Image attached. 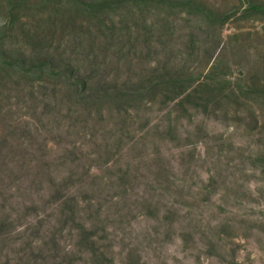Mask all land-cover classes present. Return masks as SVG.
<instances>
[{
	"label": "rangeland",
	"instance_id": "obj_1",
	"mask_svg": "<svg viewBox=\"0 0 264 264\" xmlns=\"http://www.w3.org/2000/svg\"><path fill=\"white\" fill-rule=\"evenodd\" d=\"M128 1L0 0V264H264V174L258 161L264 152V105L253 93L264 86V0H198L205 11L224 15L218 20L222 26H203L202 35H189L223 51L224 66L219 64L211 82L215 87L224 84V92L217 87L219 107L207 103L203 111L189 103V94L204 77L199 73L203 62L191 61L189 77L172 100L157 96L154 101L160 103L148 110L141 103L127 107L128 98L106 94L116 103L113 118L87 117L101 105V93L95 98L92 88H86L64 94L68 80L129 86L137 80L135 69L157 63L153 49L140 42L143 25L134 27L143 0ZM131 39L136 42L130 44ZM183 44L174 43L175 57L184 54ZM44 64L48 71L41 69ZM231 92L240 100L229 101ZM89 95L94 101L84 104ZM32 158L68 178L60 193L30 190ZM163 171L169 191L161 193L164 184L144 190L150 213L163 203L170 211L201 218L214 206L225 211L224 222L245 227L259 222L260 227L250 235L241 228L232 258L216 261L191 243L183 244L175 237L177 231L167 237L156 229L155 214L126 223L128 237L121 235L122 228H111L114 250L96 243L93 237L107 233L98 228L105 225V216L97 217L100 224L97 218L90 222V211L78 203L88 191L81 188L82 175L90 181L87 187L98 188L110 179L155 180ZM224 178L226 183L220 184ZM68 202L74 204L73 218ZM76 224H87L82 226L86 229ZM137 234L140 243L133 239ZM85 236L95 243V254L82 243ZM134 248L135 262L128 252ZM120 250L123 258L118 257ZM96 255L104 257L98 262Z\"/></svg>",
	"mask_w": 264,
	"mask_h": 264
},
{
	"label": "trees",
	"instance_id": "obj_2",
	"mask_svg": "<svg viewBox=\"0 0 264 264\" xmlns=\"http://www.w3.org/2000/svg\"><path fill=\"white\" fill-rule=\"evenodd\" d=\"M116 5L120 4L116 3ZM142 6V12H139L138 15L140 19L138 21H134V27L137 22H141L143 25L138 29L140 42L142 44L144 43L146 48L153 49L152 51L155 52L157 56V63L155 67L150 66L149 69H135L134 72L136 73L137 80L133 81V83L129 86L118 84L117 81L101 85L93 82V79L89 82H83V84H75L71 82V80H68L65 83L66 91L63 93L76 94L80 92L81 89L85 91L86 88H92L91 90L94 91L92 95L95 98L98 94L96 92L101 93V105H99V107L94 106V109L90 110V114L87 115V117L96 118L99 114H103V116L111 120L114 116L113 107L116 103H112L108 99L110 97L106 94L116 93L122 98V101L128 98V100H126L129 102L126 103L127 107L136 106L139 108V104L141 103L145 108L148 107V110L153 109L157 106L156 104L160 103V101H154L155 97L158 96L162 100H172L175 94H177L179 90L183 89L181 85L183 86L182 83L189 77L190 70L187 68L188 64H190L191 61H197V63L203 62L202 65L200 63L201 69H199V73L204 77L201 82L196 83L198 85L189 94L188 101L189 103L195 102L198 106L202 107L203 111L207 110V103L218 106L217 102H222V100L220 99V96L216 95L218 90L217 87L221 86L222 91L224 92V84H219L215 87L213 86L215 83L211 82L214 80V77L212 76L216 75V70L220 67L219 64L224 66L225 62L223 61V57H221V55L223 56V51H219L218 46L215 47L213 45L209 47L204 40L196 42L193 36L189 35L191 31V34L196 32L202 35L201 32L206 30H203V26H206L207 28L215 23L218 24V20L224 15L219 12L211 13L209 10L205 11V7L199 3L198 0H143ZM161 9L163 10L162 12L160 11ZM124 14L128 16L129 13L125 12ZM196 18L198 19V22L193 25L191 21H194ZM145 24H149L150 26L146 27ZM222 24L223 23H220L216 26H222ZM181 40L184 42L182 47L184 54L179 53L175 57L172 47L174 46V43L179 44ZM129 42L130 44H134L136 41H132L131 39ZM205 55L207 56V60ZM177 57L180 58L174 61V58ZM204 58L205 61H202ZM211 64L212 66L210 67ZM242 66L245 70H247L248 74L251 73V69H247L244 63H242ZM198 67L200 68L199 65ZM226 68L228 69V67ZM41 69L48 71V67L45 66V64L41 67ZM71 73L72 75L75 74V72ZM84 76L86 75H82V78H84ZM89 77L94 78L92 76ZM77 78H81V76H78ZM210 89L213 90L211 94L208 93ZM254 90H257V92H253L256 96V101L260 106H263L264 86H260L258 88L255 87ZM235 91H237V93L239 92L237 89H235ZM232 92L231 97L233 98L229 99V101L234 102L240 100V96ZM90 96L91 95L85 99L84 104H89V102L93 100L92 97L90 99ZM206 97L208 98L206 99ZM191 99H193V101H191ZM209 99L214 100L216 103L209 102ZM180 102L181 101L177 102L178 104L176 103L177 107L182 105ZM90 104L94 105V103ZM62 105L65 106L67 104ZM170 129L171 128H169V130ZM108 152L109 151H106L105 153L108 154ZM258 161L260 164V170L264 174V152L258 157ZM30 169L33 175L29 180L33 187L32 188L30 185V190H32L34 194H37L36 191L39 189H41L39 193L43 194L49 193L51 195L60 193L58 191L63 187L68 179L65 176L58 175L61 172L59 170L58 172H55L49 165L43 166L35 164L33 158L30 160ZM225 172L226 171L224 170L220 171L222 174H225ZM164 173V171L159 172L155 180H148L147 178L145 179L144 176H139L136 177V179L124 180L123 182L117 183V181L113 182L112 179H110L109 181H103L105 186L101 187L98 185V188L93 184L87 187L90 181H87V178L84 179V176L82 175L83 181L81 188L87 189L88 191L84 193L78 203L82 204V207L90 211V222L94 221L95 218L100 216L102 213L105 216V225L103 223L98 228H103V231L106 230L107 233L95 236L93 237V240L96 243L109 244L112 246L111 249L114 250L113 245L115 240L111 242L109 234L111 228H122L123 231L121 232V235L128 237L129 230H124V225L126 223L130 222L131 219L137 220L139 215H142L144 218L151 217L153 219L155 218V214L157 221V226L155 227L156 229H160L165 232L164 234L167 237H170L172 231H177L175 237L183 244L191 243L188 245H191L196 251L199 250V252H202V254L206 257H213L211 259L216 261L215 259L221 257L232 258L233 250L237 246L235 239L239 240L241 237L239 234V232H241V228L249 230L250 235L253 234L252 231L256 232L257 228L260 227L261 223L259 222L251 227H245L243 224L236 225L229 220L224 222L226 220V218L223 217L225 211H215L212 209L216 208L214 206L207 208L201 218H192V215H189L186 212L170 211L165 207V205H163V203H159L158 201V207L155 208L157 209L156 213H150V209L152 207L145 204L147 199L145 198L144 190L146 189V186L154 187V185L164 184L166 186V188L164 187L166 190L160 189L161 193H165L167 190L169 191L170 181L167 174ZM122 183L124 184L123 186ZM225 183L226 178L220 182V184ZM228 183L230 185L229 181ZM120 189H122V191H120ZM111 191L116 192L117 195L114 193L111 195ZM74 203H76L75 200ZM66 208L72 216L70 218L75 217L76 212L74 204L71 205L68 202L66 203ZM145 213H148L149 215L147 216ZM64 221L66 222L65 219L60 220L59 223L61 224ZM97 224H100L99 218H97ZM85 225L87 224L82 226ZM182 225L184 227H181ZM74 226L78 229H86L85 227L77 224ZM139 237L140 235L137 234L133 236V239L139 241ZM81 240L82 243H87L86 246L89 247L88 250L92 252V254H95V243L92 241L90 242L87 236L82 237ZM82 243L77 242L80 246H83ZM149 245L150 244H148V246ZM135 249L136 248L128 251L130 258L134 262L133 252ZM120 251V255H117L118 257L123 258V250ZM103 257V255H96V260L99 262V260L103 259Z\"/></svg>",
	"mask_w": 264,
	"mask_h": 264
}]
</instances>
